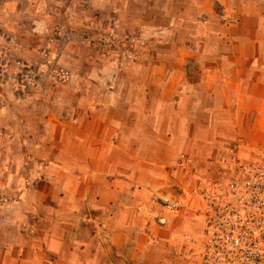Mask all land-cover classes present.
<instances>
[{
  "label": "crops",
  "instance_id": "1",
  "mask_svg": "<svg viewBox=\"0 0 264 264\" xmlns=\"http://www.w3.org/2000/svg\"><path fill=\"white\" fill-rule=\"evenodd\" d=\"M172 1L163 34L150 38L141 21L138 36H112L138 41L139 60L150 39L177 44L154 53L151 71L162 83H118L112 99L93 104L80 93L72 104L54 99L52 84L37 78L1 85L0 264H154L153 249L184 231L154 221L159 201H191L170 193L181 161L231 150L250 116L254 137L255 129L264 132V0H183L178 9ZM143 64L124 69L144 79L150 69ZM157 88L160 94L147 93ZM200 90L213 116L218 107L235 117L220 115L206 133L181 131L182 110L202 107Z\"/></svg>",
  "mask_w": 264,
  "mask_h": 264
},
{
  "label": "rangeland",
  "instance_id": "2",
  "mask_svg": "<svg viewBox=\"0 0 264 264\" xmlns=\"http://www.w3.org/2000/svg\"><path fill=\"white\" fill-rule=\"evenodd\" d=\"M176 1L178 9L183 0ZM170 4L174 2L0 0L1 90V85L33 83V79L37 78L36 81L42 85L52 84L50 97L54 99L62 95L72 104L80 93L82 97H86L85 100L93 104L99 99H112V90L118 83L130 86L135 82L154 84L160 79L157 77L159 75L151 71L157 63L154 53L158 50L169 52L172 46L177 44H160L150 39L153 41H149L145 46L146 56L139 60V57H135L140 49L138 41H125V38L117 41L112 39V36H138L140 30L135 24L141 21L148 24L150 38L163 34L170 22L166 16V8ZM123 51H129L133 55L124 57ZM141 61L144 62L143 66L150 69V74L144 79L140 74H136V71H125L124 68L137 67ZM99 71L103 73L100 74ZM163 81L165 80L158 82ZM188 81L199 83L197 78H190ZM147 93L154 96L160 94L158 88L150 89ZM197 93L201 98L202 107L194 110L187 106L182 110V121H185L180 126L181 131L192 127L193 130L198 129L206 133L209 132L210 126L220 123L219 117H235L236 111L232 108H229L231 112H226V109L218 107L213 108V116L209 110L211 100L207 98L208 95L202 90ZM3 94L6 98H14L11 91L6 90ZM131 95L132 92H127V97ZM169 110L171 113L172 109ZM248 113L249 109L245 107L246 118ZM261 115L263 117L264 113L261 112ZM251 120L252 116L245 125L244 139L241 137L238 140H229L234 142L229 144L231 150L219 149L217 155L212 152L207 156L200 155L203 159L197 162L186 158L181 161V169L173 177L176 182L174 187H170V193L179 195L177 198L182 195L187 197L189 194L191 201L184 198L159 201L154 221L155 226L163 227L162 229L169 231L180 227L184 231L181 230L183 234L176 237L175 243L170 237L171 240L163 249H153L151 258L157 260L154 264H211L213 255L207 249V228L211 226L210 221L214 222L221 214L231 210L241 212L242 226L248 230H256L257 226L264 227V222L256 221L257 217L264 218V190L260 193V199L255 192L257 185L264 183V132L259 133L255 129L257 135L254 137L255 134L251 132ZM258 126L261 130L264 129L263 123ZM187 143L184 146H187ZM238 143L255 151H242ZM184 162L186 166H183ZM166 202L179 204L180 213L169 215L164 210ZM162 215L169 216V224L162 225L159 222V216ZM216 222L218 225L219 220ZM189 228L193 229L194 233H188ZM168 231L160 230V233ZM257 237L264 241V233L258 234Z\"/></svg>",
  "mask_w": 264,
  "mask_h": 264
},
{
  "label": "built area",
  "instance_id": "3",
  "mask_svg": "<svg viewBox=\"0 0 264 264\" xmlns=\"http://www.w3.org/2000/svg\"><path fill=\"white\" fill-rule=\"evenodd\" d=\"M262 190L264 183L255 188L259 199ZM165 210L170 215L178 214L181 207L176 202H166ZM262 217H257L256 221L264 222ZM211 218L213 219V215ZM242 218L241 212L231 210L221 214L214 222L210 221L211 226L207 228L206 235L209 238L208 252L213 255L211 264H264V241L257 237L264 233V227L257 226L256 230H248L242 226ZM160 223L167 225L168 219L162 218Z\"/></svg>",
  "mask_w": 264,
  "mask_h": 264
}]
</instances>
